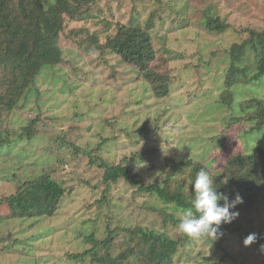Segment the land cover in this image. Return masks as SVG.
Wrapping results in <instances>:
<instances>
[{
	"label": "rangeland",
	"instance_id": "1",
	"mask_svg": "<svg viewBox=\"0 0 264 264\" xmlns=\"http://www.w3.org/2000/svg\"><path fill=\"white\" fill-rule=\"evenodd\" d=\"M155 9L153 46L170 78V95L160 100L144 91L149 86L134 82L135 69L100 48L133 13L150 20ZM213 17L228 25L227 30L206 32L203 25ZM250 31L264 33V0H90L80 16L67 17L59 38L62 62L43 68L21 108L7 116L17 129L30 119L39 120L33 139L17 135L0 151V200L14 194L24 180L54 169L70 192L54 217L0 224V264H93L90 257L76 261L69 255L107 239L114 249L119 242L125 248L137 242L133 232L139 227L155 229L177 243L169 254L172 264H264L257 240L245 246V239L234 234L218 245L210 237L180 233L177 223L165 225L161 210L174 213L177 220L182 211L158 205L155 196L124 179L105 184L104 170L90 165L85 155L109 139L96 155L110 164L124 163L146 186L165 182L177 153L202 164L213 181L234 159L263 155V118L248 102L264 101V77L227 85L230 50L248 40ZM94 37L101 45L91 44L95 51L86 55L81 43ZM132 110L139 124L148 121L149 128L158 127L159 137L137 145L127 132L121 134L129 118L125 113ZM150 148L157 149L158 157L138 160ZM181 176L191 200V169ZM5 213L0 207V215ZM237 221L264 235V199L240 212Z\"/></svg>",
	"mask_w": 264,
	"mask_h": 264
},
{
	"label": "trees",
	"instance_id": "2",
	"mask_svg": "<svg viewBox=\"0 0 264 264\" xmlns=\"http://www.w3.org/2000/svg\"><path fill=\"white\" fill-rule=\"evenodd\" d=\"M89 2L90 0H0V151L6 145H11L17 135L28 139L35 137L39 118L30 119L27 125L17 129L10 124L7 116L21 105L22 100H26L43 68L53 67L62 62L59 38L66 18L74 19L80 16ZM150 15L152 16L150 20H141L139 12L133 13L129 22L121 24L116 36L110 38L105 46H100L101 41L97 37L88 41L83 40L81 45L86 55L95 51L91 44L100 46L103 52L108 51L117 55L122 63L136 70L134 82H143L149 86L144 91L160 100L170 95V78L165 75L162 63L157 58L152 41L153 35L150 32L154 27L153 19L157 15V9ZM206 24L203 26L210 34L223 33L228 28V25L226 27L220 23L219 17H213ZM249 34L248 40L233 45L230 50L228 87L249 77L250 80L264 77V33L250 31ZM254 70V74H251L250 72ZM239 76L243 79L238 78ZM139 105L140 102L135 104L136 107ZM248 106H251L250 109L257 108L264 122V101L249 100ZM130 112L125 113L129 118L124 119L126 125H123L124 131H121V134L127 132L128 138H135L133 142L137 145L142 141L159 137L155 135L158 127L149 128L148 121L139 124L141 121L139 115H135L136 110ZM132 113L134 116L130 117ZM114 121L115 124L119 123V118ZM107 142L109 139H104L97 148L92 149L93 151L85 153L90 158V165L104 170L102 182L110 185L124 179L132 187H138L140 191L155 196L160 206H173L180 211L191 206V200L186 198V179L181 175L190 168L194 180L200 170L207 171L202 164L185 153H177L169 164L170 171L165 182L146 186L142 179L137 180L136 176L131 174L124 163L110 164L96 155L105 150ZM157 157V149L150 148L148 152L139 155L138 160L148 162L149 159ZM55 172L54 169L51 173L24 180L14 194L1 199L0 207L6 213L0 215V224L8 220L27 221L54 217L63 197L67 191L70 192L63 178L53 175ZM213 182L217 191L227 195L230 200L234 199L237 193L242 197L243 203L237 205L233 211L240 213L251 210L264 199V150L263 155L250 154L234 159L226 168V173L215 175ZM161 211L165 225L178 224L179 220L175 218L174 213ZM249 227V223L246 227L241 226L237 219L231 224H222L215 241L222 245L229 235L234 234L245 239L249 234H255L247 230ZM133 233L138 239L137 242L125 248H122L119 242L115 250L114 242L111 243L110 239H107L96 242L93 249L84 253L70 254L69 258L84 261L90 257L93 264H131L133 258L140 261V264H172L169 254L175 253L177 243L152 228L139 227ZM256 236L257 250L264 257L262 249L264 235ZM225 254H228L227 251Z\"/></svg>",
	"mask_w": 264,
	"mask_h": 264
},
{
	"label": "clouds",
	"instance_id": "3",
	"mask_svg": "<svg viewBox=\"0 0 264 264\" xmlns=\"http://www.w3.org/2000/svg\"><path fill=\"white\" fill-rule=\"evenodd\" d=\"M191 190L193 194L191 206L178 214L177 230L188 237L217 239L220 226L231 224L238 218L239 213L232 209L243 203L242 197L237 193L235 198L230 200L227 195L219 193L209 172L205 170H200L196 174ZM256 240V234H249L244 244L250 246Z\"/></svg>",
	"mask_w": 264,
	"mask_h": 264
}]
</instances>
